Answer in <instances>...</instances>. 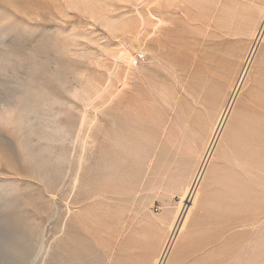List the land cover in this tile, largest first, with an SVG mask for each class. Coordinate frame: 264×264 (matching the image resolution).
Segmentation results:
<instances>
[{"label": "rangeland", "instance_id": "1", "mask_svg": "<svg viewBox=\"0 0 264 264\" xmlns=\"http://www.w3.org/2000/svg\"><path fill=\"white\" fill-rule=\"evenodd\" d=\"M0 116V264H264V0H0Z\"/></svg>", "mask_w": 264, "mask_h": 264}, {"label": "bare ground", "instance_id": "2", "mask_svg": "<svg viewBox=\"0 0 264 264\" xmlns=\"http://www.w3.org/2000/svg\"><path fill=\"white\" fill-rule=\"evenodd\" d=\"M141 51H142V50H141ZM120 52H121V51H120ZM120 52H119V53H120ZM123 52H124V54H127V55H128V53H126L127 51L124 50ZM122 54H123V53H122ZM122 54H121V55H122ZM128 56H129V58H130V55H128ZM128 56H127V57H128ZM121 57H122V56H121ZM125 58H126V57H125ZM125 58H124V59H125ZM129 58H127V59H129ZM122 59H123V58H122ZM127 59H126L127 62H125V61H123V62L129 64L132 60H131V58H130L131 61L129 60V61H130V62H129ZM129 69H130V68H129ZM124 73H125V72H124ZM126 77H128V74H127ZM125 82H126V80H125ZM34 98H35V97H34ZM141 98H143L142 95L140 96V99H141ZM33 100H34V99H33ZM33 100H32V101H33ZM39 100H40V99H39ZM142 100H143V99H142ZM139 101H140V100H139ZM24 102H25V101H24ZM30 102H31V101H30ZM27 103H28V102H27ZM33 103L35 104L36 102H33ZM19 104H20V105H26V106H27V104H23V103H22V104L19 103ZM34 104H32V105L35 106V107H37V106L34 105ZM20 105H16V106H18V108H19L18 111H19L20 113H22V117H25V118H26L27 115H30V114H27V113H28V111H27V112H26V115L23 116V115L25 114V113L23 114L24 110H25V111H26V109L29 110V109H31L33 106H31V103H30V105L27 106L28 108L25 109L24 107H26V106H24V107L21 106V107H20ZM40 105H41V102H40ZM8 107H10V106H8ZM13 107H15V106H13ZM29 107H30V108H29ZM5 108H6V107H5ZM5 108H4V109H5ZM10 108H11V107H10ZM10 108L5 109V111H8ZM18 108L15 107L14 109L16 110V109H18ZM23 108H24V110H23ZM41 108H42V107H41ZM41 108H40V109H41ZM11 109H12V108H11ZM12 110H13V109H12ZM22 110H23V112H22ZM32 110H33V109H32ZM132 110H133V109H132ZM2 111L4 112V110H1V112H2ZM9 111H11V110H9ZM16 111H17V110H16ZM18 111H17L18 115L21 116V114H20ZM3 112H2V113H3ZM13 112H14V111H13ZM29 112L32 113L31 110H29ZM37 112H38V110H37ZM129 112H131V111H128V114H129ZM4 113H5V112H4ZM14 113H15V112H14ZM14 113H11V114L14 115ZM17 113H16V115H17ZM122 113H123V112H122ZM126 113H127V112H126ZM126 113H125V114H126ZM123 114H124V113H123ZM4 115H5V114H4ZM6 115H7V114H6ZM8 115H10V112H9ZM12 115H11V117H12ZM16 115H14L13 117H15ZM32 115H33V113L31 114V116H32ZM85 115H86V114H85ZM130 115H131V114H130ZM19 116H17V117H19ZM121 116H123V115H121ZM124 116H125V115H124ZM124 116H123V119H124ZM126 116H127V115H126ZM133 116H134V115H133ZM135 116H136V118H137V115H135ZM140 116H141V115H140ZM0 117H1V116H0ZM5 117H6V116H5ZM5 117H4V118H5ZM7 117H9V116H7ZM11 117H10V118H11ZM22 117H20V119H22V121H23V118H22ZM33 117H35V114L33 115ZM33 117L31 118V120L34 119ZM128 117H129V116H128ZM128 117H126V118H127L129 121H133L132 119H133L134 117H133V118H130L131 116H130L129 118H128ZM138 117H139V116H138ZM25 118H24V119H25ZM27 118H28V117H27ZM29 118H30V116H29ZM35 118H36V117H35ZM37 118H38V117H37ZM37 118H36V119H37ZM121 118H122V117H121ZM136 118L134 119V122H135V123H137L136 120H138V119H136ZM0 119H3V118H0ZM18 119H19V118H18ZM36 119H34V120H36ZM130 119H131V120H130ZM140 119H142V118H140ZM125 120H126V119H124V121H125ZM22 121H20V123H22ZM91 121H92V120H91ZM126 121H127V120H126ZM129 121H127V122L130 123ZM139 121H140V120H139ZM32 122H34V121H33V120H32V121H29V125H30V127H31V124H30V123H32ZM35 122H36V121H35ZM134 122H131V123H134ZM20 123H19V124H20ZM23 123H24V122H23ZM138 123H139V122H138ZM26 124H27V123H26ZM26 124H25V125H24V124H21V127H20V128H22L23 125L26 126ZM34 124H35V123H34ZM34 124H32V125H34ZM125 124H126V123H125ZM81 125H82V124H81ZM88 125H89V124H88ZM128 125H129V124H128ZM24 126H23V129H24ZM130 126H131V124H130ZM128 127H129V126H128ZM25 128H26V127H25ZM123 130H124V129H123ZM128 130H129V129H128ZM132 130H133V128H132ZM132 130H131V131H132ZM21 131H22V129H21ZM125 131H126V130H125ZM126 132H128V131H126ZM134 132H135V131H134ZM132 134H133V133H132ZM134 134H135V133H134ZM123 136H124V135H123ZM131 137H134V136H131ZM131 137L128 139V142H129L130 139H132ZM124 138L126 139L127 137H124ZM124 141H125V140H124ZM132 141H133V140H132ZM126 143H127V141H125V144H126ZM127 144H128V143H127ZM132 144H133V143H132ZM147 145H149V144H147ZM130 146H132V145H130ZM124 147H125V146H124ZM127 147H128V146H127ZM132 147H134V149H133V153H134L135 151L139 150L137 147H136L137 150H135V146H134V145H133ZM132 147H130V148L132 149ZM125 148H126V147H125ZM130 148H129V149H130ZM149 149H150V148H147V150H149ZM123 150H124V149H123ZM134 150H135V151H134ZM127 151H128V150H127ZM135 153H137V152H135ZM145 153H146V152H145ZM146 154H147V153H146ZM133 155H134V154H133ZM145 156H146V155L144 154V157H145ZM80 158H81V157H80ZM146 161H147V160H146ZM82 162H83V161H82ZM69 163H70V162H69ZM78 165H79V164H78ZM140 165H141V164H140ZM144 165H146V164H144ZM138 166H139V165H138ZM135 167H137V165H135ZM77 168H78V167H77ZM140 168H141V167H140ZM142 169H143V168H142ZM142 169H141V170H142ZM146 169H147V167H146ZM141 170H140V171H141ZM143 170H145V169H143ZM147 170H148V169H147ZM74 176H75V175H74ZM76 177H77V176H76ZM78 177H79V176H78ZM74 179H76V178H73V180H74ZM77 179H78V178H77ZM73 180H72V181H73ZM74 181H75V180H74ZM76 182H77V180H76ZM72 183L74 184V182H72ZM73 184H72V185H73ZM72 187H73V186H72ZM74 187H76V185H75ZM157 222H158V221H157ZM171 237H172V234L170 235V237H169L168 240H167V243H166L167 246H168V244H169V242H170V240H171Z\"/></svg>", "mask_w": 264, "mask_h": 264}]
</instances>
